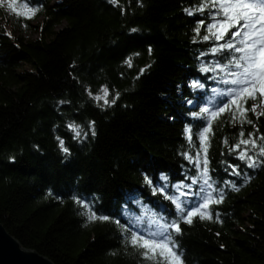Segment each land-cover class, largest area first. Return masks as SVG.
I'll return each mask as SVG.
<instances>
[{
  "label": "trees",
  "instance_id": "obj_1",
  "mask_svg": "<svg viewBox=\"0 0 264 264\" xmlns=\"http://www.w3.org/2000/svg\"><path fill=\"white\" fill-rule=\"evenodd\" d=\"M15 1L21 10L42 5L35 14L42 19L40 36L29 40L15 34L14 14L0 5V222L23 247L54 264H152L122 239L114 222H87L74 194L94 199L98 214L121 223L127 222L124 212L175 217V206L164 193L153 195L144 177L155 185L161 173L172 184L184 180L186 171L197 175L183 155L195 158L200 150V122L190 113L218 86L208 79L214 73L200 68L216 61L209 49L223 43L203 41L206 27L199 37L194 31L202 18L209 22L208 9L197 11L208 0H118L117 6L109 0H33L27 7L25 0ZM8 19H14L11 30ZM200 52L206 55L197 59ZM195 80L205 89H190ZM102 86L110 106L94 99ZM254 102L259 99L245 107ZM247 119L253 123L233 122L225 112L212 125L209 167L217 169L218 183L234 180L239 191L225 187L223 202L210 206L212 219L181 223L184 264H264V167L248 169L228 151L241 130L245 139L249 132L264 134V115L249 110ZM91 122L96 135L74 140L69 125L83 133ZM188 123L194 125L192 147L184 134ZM57 137L70 154L61 151ZM229 162L247 176H226L221 169Z\"/></svg>",
  "mask_w": 264,
  "mask_h": 264
},
{
  "label": "snow or ice",
  "instance_id": "obj_2",
  "mask_svg": "<svg viewBox=\"0 0 264 264\" xmlns=\"http://www.w3.org/2000/svg\"><path fill=\"white\" fill-rule=\"evenodd\" d=\"M109 2L113 6L118 4V0H109ZM31 3L33 0H25L23 7ZM8 7L17 15H24L25 19H31L42 5L30 9L31 15L18 12L12 3H9ZM205 9L209 10L207 15L209 22L205 24L203 18L199 21L194 29L196 36L199 37L203 26L206 27L208 33L202 37L203 41L211 39L215 42L223 41V43H216L209 49V52L217 57L216 61L202 64L200 68L202 73H214L208 79L218 86L210 89L211 94L205 97L204 106L199 107L198 112L190 113L195 120L200 122V128L196 132L200 150L195 158L187 153L183 155L188 163L195 167L197 175L193 177L186 171L184 180L172 184L169 176L161 173L155 185H153L152 178L147 175L144 177V182L151 188L153 195L157 192L164 193V198L170 200L175 206V217L168 218L163 212H146L140 216H130L124 212L122 215H125L127 222L121 223L118 218L98 214L95 211L94 199L74 194L76 203L85 210L81 214L86 216L87 222L91 223L96 220L114 222L121 229L122 239L132 247L142 249V257L151 261L152 264H184V250L177 239L182 235L181 223L191 224L193 218L197 216L201 220L212 219L210 206L223 202L225 187L239 191L234 180L225 179L218 183L214 178L217 169L209 167L208 147L213 135L212 125L215 120L225 112H231L233 122L239 120L241 124H252L253 122L247 119L249 110L257 118L264 115V111H256L257 107L264 105V0H208L197 11L203 13ZM185 12L189 16L194 15L192 9H185ZM132 31L135 32L136 29ZM195 42L196 39L193 40V43ZM148 50L151 54V46ZM205 55V52H200L197 59ZM125 62L131 67V60ZM149 67L151 65L140 69V74L142 75ZM205 87L200 80L189 84V88L193 90L205 89ZM100 92L102 95H97L94 99L103 100L106 106H110L107 86H102ZM177 92H180V85H177ZM89 95H92L91 92ZM119 96L120 94L116 93L111 104H115ZM257 99H259V104H253L251 109L245 107L248 100ZM184 102L188 105L195 103L187 97H184ZM60 103H67V101ZM168 118L175 119L174 116ZM69 127L75 133L74 140L80 139L82 135L84 138H87L89 134L93 137L96 135L94 122H91L88 131H83V133L81 127L75 123L70 124ZM193 127V124L188 123L184 129L189 147L193 146ZM253 127L255 132H259L255 125ZM239 135L241 138L228 150L229 155L236 153L235 159L244 162V167L248 169L255 170L264 167V143L258 144V141L264 142V134L255 136L253 132H249L248 138L245 139L244 131L241 130ZM57 139L61 151L70 154L69 149L65 147L64 140L59 137ZM224 143L227 145L228 141L225 140ZM250 152L255 154H250ZM221 170L226 176H247L240 164L225 163ZM188 180L191 182L186 183L185 181ZM194 186H196L195 191H193ZM215 217L217 222H223L219 211L215 212Z\"/></svg>",
  "mask_w": 264,
  "mask_h": 264
},
{
  "label": "water",
  "instance_id": "obj_3",
  "mask_svg": "<svg viewBox=\"0 0 264 264\" xmlns=\"http://www.w3.org/2000/svg\"><path fill=\"white\" fill-rule=\"evenodd\" d=\"M0 264H54L47 256L25 248L0 222Z\"/></svg>",
  "mask_w": 264,
  "mask_h": 264
},
{
  "label": "rangeland",
  "instance_id": "obj_4",
  "mask_svg": "<svg viewBox=\"0 0 264 264\" xmlns=\"http://www.w3.org/2000/svg\"><path fill=\"white\" fill-rule=\"evenodd\" d=\"M56 1L57 0H51L52 3L56 2ZM9 3H12L18 12L26 13L27 15H31V12H30V10L25 9V8H22L23 10L19 9L18 4L16 3L15 0H0V5L2 7H4L5 11L8 14L13 13L15 16V20L17 22L16 23L17 30L15 31V34L16 35H18V34L22 35L23 37H25L26 39H29V40L38 38L40 36V30L38 27H39V24L41 22L42 17L40 15H34V17L29 20V23L31 25L26 26L22 17L20 15H17L16 12H13V10L8 7ZM18 19H20V21ZM13 21H14V19H13ZM13 21H9V19H8L7 22L4 21V24L9 29L11 27L10 24H13ZM64 25H65V22L62 21L60 24L56 25L55 29L57 30V29L63 27ZM10 30H11V28H10ZM25 68H27V65H21L19 69L22 70ZM98 95H102V93H99ZM259 103L260 102H254L253 104H259ZM256 111L257 112L264 111V105L257 107ZM141 208L143 209L144 207H141ZM145 213L146 212H138V213L135 212L133 214V216H140V215H143Z\"/></svg>",
  "mask_w": 264,
  "mask_h": 264
}]
</instances>
